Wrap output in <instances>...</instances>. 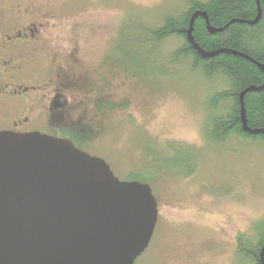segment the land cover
Wrapping results in <instances>:
<instances>
[{
  "label": "rangeland",
  "instance_id": "rangeland-1",
  "mask_svg": "<svg viewBox=\"0 0 264 264\" xmlns=\"http://www.w3.org/2000/svg\"><path fill=\"white\" fill-rule=\"evenodd\" d=\"M34 2L56 15L47 20V56L75 49L77 37L75 60L89 84L98 81L97 71L107 76L101 81L111 82L106 97L119 104L118 113L104 121L107 140L97 155L121 181L146 165L158 173L151 188L157 226L135 264H233L236 233L248 234L264 219V141L206 142L203 84L164 76L157 57L132 61L139 51L136 23L151 24L154 14L173 10L177 0ZM177 45L169 41L165 49ZM189 148L198 154L193 166L184 164ZM180 161L184 170L195 166L191 175L175 174Z\"/></svg>",
  "mask_w": 264,
  "mask_h": 264
},
{
  "label": "water",
  "instance_id": "water-1",
  "mask_svg": "<svg viewBox=\"0 0 264 264\" xmlns=\"http://www.w3.org/2000/svg\"><path fill=\"white\" fill-rule=\"evenodd\" d=\"M157 220L148 184L67 139L0 131V264H135Z\"/></svg>",
  "mask_w": 264,
  "mask_h": 264
},
{
  "label": "trees",
  "instance_id": "trees-1",
  "mask_svg": "<svg viewBox=\"0 0 264 264\" xmlns=\"http://www.w3.org/2000/svg\"><path fill=\"white\" fill-rule=\"evenodd\" d=\"M195 13L205 17L194 19L190 43L187 31ZM150 21L136 23L139 51L132 61L136 64L135 59L144 55L154 62L151 57H157L164 76L203 84L206 142L222 145L231 138L264 141V71L259 67H264V0H177L173 10L154 14ZM208 27L216 33L211 34ZM169 41L178 45L167 51ZM97 72L98 81L107 77ZM112 102L113 107L119 105ZM104 128L99 131H108ZM189 151L184 164L196 165L198 154ZM181 164L173 166L177 176L193 173L195 166L184 170ZM124 179L152 188L158 173L146 165L127 172ZM234 243L233 264H264V253L262 261L260 257L264 219L257 220L248 234L237 232Z\"/></svg>",
  "mask_w": 264,
  "mask_h": 264
},
{
  "label": "flooded vegetation",
  "instance_id": "flooded-vegetation-1",
  "mask_svg": "<svg viewBox=\"0 0 264 264\" xmlns=\"http://www.w3.org/2000/svg\"><path fill=\"white\" fill-rule=\"evenodd\" d=\"M55 16L34 0H0V131L67 139L107 163L97 148L108 132L99 131L104 118L118 113L106 97L111 82L89 84L75 60L77 37L75 49L47 56V20Z\"/></svg>",
  "mask_w": 264,
  "mask_h": 264
}]
</instances>
